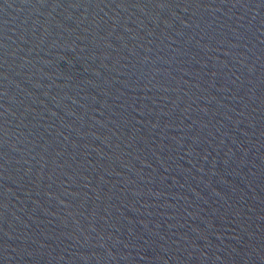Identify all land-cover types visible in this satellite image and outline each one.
Segmentation results:
<instances>
[{"label":"water","instance_id":"water-1","mask_svg":"<svg viewBox=\"0 0 264 264\" xmlns=\"http://www.w3.org/2000/svg\"><path fill=\"white\" fill-rule=\"evenodd\" d=\"M0 264H264V0H0Z\"/></svg>","mask_w":264,"mask_h":264}]
</instances>
